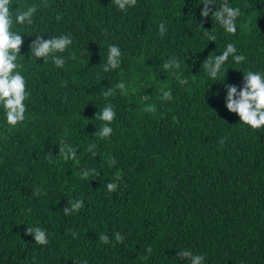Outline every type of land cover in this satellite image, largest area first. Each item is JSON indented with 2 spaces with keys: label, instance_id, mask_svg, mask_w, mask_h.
Listing matches in <instances>:
<instances>
[{
  "label": "trees",
  "instance_id": "1",
  "mask_svg": "<svg viewBox=\"0 0 264 264\" xmlns=\"http://www.w3.org/2000/svg\"><path fill=\"white\" fill-rule=\"evenodd\" d=\"M200 2L137 0L121 11L114 0H11L13 16L38 8L33 24L13 28L23 38L25 120L9 128L0 109V264H187L176 257L184 249L204 264H264V127L251 129L225 106V83L239 90L243 72H264V0H228L241 9L235 35L202 18ZM68 34L63 68L31 58L37 35ZM228 43L247 59L229 57L224 83L213 82L203 62ZM109 45L120 48V66L105 72ZM173 59L179 68L164 70ZM108 88L115 94L105 98ZM108 104L113 132L100 139ZM62 143L76 149L74 160L59 155ZM77 199L84 207L66 216ZM35 226L47 245L26 235Z\"/></svg>",
  "mask_w": 264,
  "mask_h": 264
},
{
  "label": "clouds",
  "instance_id": "2",
  "mask_svg": "<svg viewBox=\"0 0 264 264\" xmlns=\"http://www.w3.org/2000/svg\"><path fill=\"white\" fill-rule=\"evenodd\" d=\"M137 0H114V4L121 11H126L129 7L135 6ZM200 4L203 7L200 9L202 18L211 17L217 24L228 34L235 35L237 32V20L241 15L239 7L231 6L228 0H223L218 9H213L210 5H214V0H201ZM11 0H0V109H3L5 122L9 128H14L25 120V113L27 105L25 101L30 98V92L26 88V78L20 71L23 67L18 63V56L21 55L20 49L23 44L21 33L13 30L14 24L16 25H31L33 24V17L37 11V5L26 6V10L16 12L15 16L10 10ZM57 20L62 19L61 16L56 17ZM203 20H201V26ZM166 27L163 23L159 25V34L163 36L166 33ZM204 35L208 41L214 42L216 36L205 31ZM73 43L72 37L68 35L52 36L50 39H43L37 35L34 40L29 44V51L31 58L37 60L43 58V62L51 59L52 63L57 68H63L65 58L60 55ZM121 50L116 45H109L107 62L104 65L103 71L108 72L117 69L120 66ZM229 57L232 58L235 64H241L246 61V56L237 54L235 44L228 43L220 55L208 58L203 62V68L207 77L213 82L224 83L226 79L227 69L223 66L228 62ZM179 62L175 59L165 62L163 64L164 70L179 68ZM223 69V73L222 70ZM223 76L222 80L219 79ZM179 79V77H178ZM180 83H187V80L181 79ZM117 89L124 90L125 84L123 82L117 83ZM227 89L225 101L226 108L229 112L235 113L239 117V121L253 130H259L264 127V72L247 70L243 72V84L237 89L234 84L225 83ZM115 94L113 88H108L103 93L105 98ZM165 100L170 99V93H164ZM148 111H153V107L149 106ZM116 112L114 106L111 104L106 105L98 115V119L105 123L101 127L98 136L100 139L109 138L113 132L111 122L115 119ZM221 139L220 143H223ZM96 147L91 144L88 150L92 152L95 157L97 153L92 151ZM59 155L67 162L76 158V149L62 143L59 147ZM116 161L113 158L111 164L115 165ZM95 173V170H85L82 173V178L86 179L89 175ZM99 174V173H95ZM117 185L115 183H108L107 189L109 192H115ZM33 195H40L37 189ZM84 207L82 200L77 199L70 207L63 208L64 214L70 215L78 212ZM26 235H31L37 245H47L48 239L44 229L39 226L27 227ZM75 237L76 232H72ZM117 243H122L124 236L119 232L114 235ZM99 239L103 244H109L110 240L108 235L101 234ZM147 253L152 252L149 246L146 249ZM177 259H185L187 264H204L205 257L203 254L194 255L190 250L184 249L176 253ZM149 257L145 255L142 259L147 260ZM86 264V262H82Z\"/></svg>",
  "mask_w": 264,
  "mask_h": 264
}]
</instances>
